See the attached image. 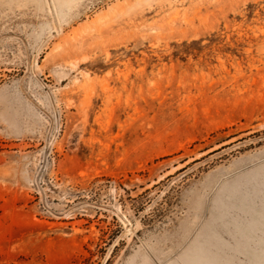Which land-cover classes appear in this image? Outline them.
Masks as SVG:
<instances>
[{
    "label": "rangeland",
    "instance_id": "rangeland-1",
    "mask_svg": "<svg viewBox=\"0 0 264 264\" xmlns=\"http://www.w3.org/2000/svg\"><path fill=\"white\" fill-rule=\"evenodd\" d=\"M209 238L264 264V0H0V264Z\"/></svg>",
    "mask_w": 264,
    "mask_h": 264
},
{
    "label": "crops",
    "instance_id": "crops-1",
    "mask_svg": "<svg viewBox=\"0 0 264 264\" xmlns=\"http://www.w3.org/2000/svg\"><path fill=\"white\" fill-rule=\"evenodd\" d=\"M209 241H216V242L218 243V246H220V249L218 250V252L220 253V255L229 258V259H230V264H233L232 259H233V257H234V252H235L234 249H235V248H240L238 245H237V247H235V248L233 247V248H232V254L227 255V254H224V253H223V251H224L223 247H224V246H223L218 240H216V239H212V238L205 239L203 245H200V246L207 245ZM242 241L245 242V240H242ZM200 246H199V247H200ZM210 247H211V246H210ZM197 249H198V247L195 248V249L193 250V252L196 251ZM214 249H215V247H212L211 250H212L213 252H215ZM239 251H240V250H239ZM189 255H190V254L187 253V254L183 257V259L185 260V258H186L187 256H189ZM183 259H182V263H183Z\"/></svg>",
    "mask_w": 264,
    "mask_h": 264
}]
</instances>
